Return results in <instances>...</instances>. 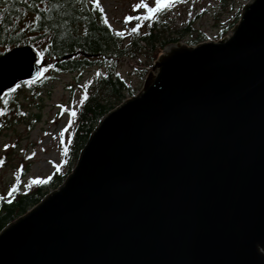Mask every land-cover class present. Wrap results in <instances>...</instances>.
<instances>
[{
  "label": "water",
  "instance_id": "1",
  "mask_svg": "<svg viewBox=\"0 0 264 264\" xmlns=\"http://www.w3.org/2000/svg\"><path fill=\"white\" fill-rule=\"evenodd\" d=\"M0 264H264V0L223 42L167 47L64 183L0 231Z\"/></svg>",
  "mask_w": 264,
  "mask_h": 264
},
{
  "label": "trees",
  "instance_id": "2",
  "mask_svg": "<svg viewBox=\"0 0 264 264\" xmlns=\"http://www.w3.org/2000/svg\"><path fill=\"white\" fill-rule=\"evenodd\" d=\"M230 1L234 0H220V8L224 10ZM167 10L149 21L150 27L144 35L136 37L129 46H123V39L113 34L109 25L104 23L103 13L93 9L91 0H84L83 3L79 0H45L44 4L40 0H0V53L16 45H31L37 50L43 47L44 57L55 60L52 65L54 71L73 72L91 65V60L96 58L111 60L133 54L142 48L140 43L153 52L157 44L163 48L180 41L189 31L190 26L172 38L164 30H159L165 27L160 18ZM237 20L238 13L233 23ZM128 90L125 82L115 73L98 75L91 84L85 85L82 98L86 96L87 99L73 117L75 133L69 144L70 168L99 119L119 104ZM19 114V105L11 99L1 102L0 131L9 118L22 121L23 117L15 118ZM65 175L58 173L43 184L28 183L24 192L16 186L11 196L1 192L0 231L36 205L49 190L56 188Z\"/></svg>",
  "mask_w": 264,
  "mask_h": 264
},
{
  "label": "rangeland",
  "instance_id": "3",
  "mask_svg": "<svg viewBox=\"0 0 264 264\" xmlns=\"http://www.w3.org/2000/svg\"><path fill=\"white\" fill-rule=\"evenodd\" d=\"M99 1L108 23L115 32L123 31L124 37L129 36L131 28L136 26L133 24L135 18L125 21V17L129 15L135 17L138 12L144 14L142 11L132 12L131 6L139 0ZM146 2L154 6V0H146ZM247 2L248 0L230 1L223 12H220L217 0H186V4L176 6L167 19L173 21L174 26L171 23V27L177 29L185 27L194 19L193 31L182 42L193 45L195 37H199L201 42L218 38L226 20L233 13V8ZM147 64L148 60L144 57L137 60L123 58L118 63L119 74L135 94L144 81L146 73H143V70L147 71L149 67ZM88 76V72L84 73L83 79ZM77 87L75 75L60 74L52 77L44 87L39 89L38 94L34 93V89L30 90L28 85L22 86L20 93L16 91L21 96L20 101L28 114V121L31 122L36 118L38 120L30 128L17 124L0 135V155H8L7 165L0 167V193L8 192L13 183L22 185L32 180L47 181L55 171L64 166L65 134L60 136L59 133L68 126V112L79 105ZM44 129L48 136L42 137ZM22 162L25 165L28 164V174L19 182H15ZM0 163L3 161L1 160Z\"/></svg>",
  "mask_w": 264,
  "mask_h": 264
},
{
  "label": "snow or ice",
  "instance_id": "4",
  "mask_svg": "<svg viewBox=\"0 0 264 264\" xmlns=\"http://www.w3.org/2000/svg\"><path fill=\"white\" fill-rule=\"evenodd\" d=\"M25 2H27V0H25ZM79 2L83 3L84 0H79ZM175 2L176 0H154V6H153L147 3L146 0H139L138 3L133 4L131 7H132V12L142 11L144 13L143 15L135 16L136 21H151L158 14L169 9L171 5ZM40 3L44 4L45 0H40ZM91 3H92L93 9H99V11L103 13L104 10L100 7L99 3L96 2V0H91ZM30 6H34V5H30ZM54 6H59V5H54ZM36 18L38 19L39 17H36ZM101 18L103 19V16ZM130 20H132L131 15L125 17V21H130ZM104 23L107 25L108 21L105 19ZM141 27L142 26L139 23H137L136 26L131 28L130 34L139 35L140 34L139 29ZM115 35L117 37L123 38L125 36V33L123 31H116ZM44 51L45 49L43 47H41L39 51L33 52L29 50L28 48L18 46L16 50L11 51L10 55H6L4 56L3 59H0V92L3 91L4 87H9L10 91L15 92L16 89L20 87V85L17 84L15 88L10 87L9 85H5L3 83L5 75L13 71L14 68L26 69L28 72H30L33 61H36L37 63H39V58L44 56ZM44 71H46V69ZM40 75H41V72L38 71L37 77H39ZM97 75H99V73H97ZM34 79L35 77L33 78V80L25 81V83L32 84L34 82ZM86 99H87L86 96L83 97L80 100V104L82 105ZM75 115H76V112L70 113V116H75ZM68 124L69 125L72 124L71 119H69ZM65 131H67V129L61 131L59 135L64 136ZM5 148H7V145H5ZM43 183H47V181H44V180H32L31 181V184H43ZM15 191H16V186L13 185L8 195L11 196L13 193H15Z\"/></svg>",
  "mask_w": 264,
  "mask_h": 264
}]
</instances>
